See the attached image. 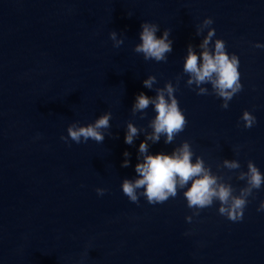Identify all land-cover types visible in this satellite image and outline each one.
<instances>
[{"label": "water", "instance_id": "95a60500", "mask_svg": "<svg viewBox=\"0 0 264 264\" xmlns=\"http://www.w3.org/2000/svg\"><path fill=\"white\" fill-rule=\"evenodd\" d=\"M205 18L213 20L211 44L222 39L239 58L242 90L227 109L210 84L197 95L183 71L188 45L202 51L208 28L195 33ZM145 21L159 26L157 37L170 30L166 61L134 51ZM256 44L264 45V0H0V264H264V184L239 221L214 201L188 222L187 188L149 204L143 196L131 202L121 187L136 177L145 139L140 132L126 144L127 123L151 132L156 115L151 104L143 119L133 115L135 97H154L167 82L188 123L172 144L163 135L149 141L148 154L187 141L193 162L200 156L235 194L248 161L264 174V47ZM149 75L152 90L143 86ZM245 110L256 117L251 128L240 119ZM105 112L112 117L103 142L61 140L73 122L86 126ZM224 159L240 169L224 168Z\"/></svg>", "mask_w": 264, "mask_h": 264}, {"label": "clouds", "instance_id": "9594fccd", "mask_svg": "<svg viewBox=\"0 0 264 264\" xmlns=\"http://www.w3.org/2000/svg\"><path fill=\"white\" fill-rule=\"evenodd\" d=\"M131 17V13L127 14ZM213 24L211 18H205L196 29V36H200L205 28L207 34L203 37L199 48L202 50L199 55L193 50L191 44L188 45L187 57L183 64L184 73L188 74L187 85L197 86V95L209 94L206 87L201 85L210 84L212 93L223 100L221 108L227 109L229 101L242 90L240 73L238 71L239 58L235 54L229 55L226 51L225 42L216 39L214 45L211 44L215 35V29L209 26ZM142 31L139 34L140 43L135 45L134 51L143 54L145 60H155L157 62L166 61V54L172 52L173 41L169 38L170 30L164 29L162 36L157 37L159 26L151 22H142ZM110 39L114 42V47L123 44V39L117 38V32L109 33ZM255 47H264L256 44ZM156 83V77L149 75L143 80V86L152 90ZM178 83V81H177ZM177 89L171 82H167L163 88L155 89V96L149 97L140 92L135 97V102L131 108L133 115L142 113L151 104L154 106L155 117L149 122L148 127L152 129L138 128L132 122H128L124 142L133 144L135 137L140 132L145 133V139L139 145V156L143 157L142 162L135 165L134 179L125 178L122 181V192L133 203H139L141 196L145 197L149 204H162L169 198H175L179 190L187 188L183 192L187 200V207L194 209L192 216L185 219L192 221L193 216H198L200 210L210 207L214 201L219 202L218 212L228 220L239 221L243 219L244 209L249 203L248 197L253 196L254 190H259L264 184V174L260 172L254 162L248 161L247 171H240L239 180H245L246 185L236 189L230 183L224 181L222 176L212 173L210 166H206L205 161L200 157H195L189 142L184 141L175 147L171 154L157 153L148 154V142L158 143L163 135L165 144H172L175 137L184 131L188 121L179 107L178 100L174 92ZM111 112L100 115L93 123L86 126L79 122H73L67 127V136H61V140L71 141L80 144L89 139L101 143L105 139L104 130L110 128ZM244 122L245 128H251L256 123V117L245 110L240 118ZM125 159L121 167L130 165V153H123ZM224 168L229 170L240 169L238 160L224 159ZM190 182V187H187ZM143 189L142 192L138 191ZM107 190L97 188L98 195H103ZM257 211H264V201L261 202Z\"/></svg>", "mask_w": 264, "mask_h": 264}]
</instances>
